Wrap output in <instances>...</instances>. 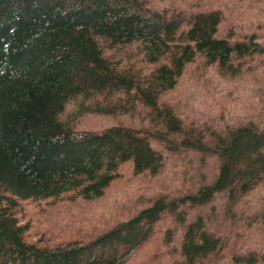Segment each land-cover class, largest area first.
Listing matches in <instances>:
<instances>
[{"label": "trees", "instance_id": "16d2710c", "mask_svg": "<svg viewBox=\"0 0 264 264\" xmlns=\"http://www.w3.org/2000/svg\"><path fill=\"white\" fill-rule=\"evenodd\" d=\"M197 60L260 82L264 0H0V264H125L156 234L160 264H264V85L242 118L187 112L167 95ZM124 167L169 176L119 213L96 200ZM61 200L93 215L29 238L20 204Z\"/></svg>", "mask_w": 264, "mask_h": 264}, {"label": "rangeland", "instance_id": "374dc122", "mask_svg": "<svg viewBox=\"0 0 264 264\" xmlns=\"http://www.w3.org/2000/svg\"><path fill=\"white\" fill-rule=\"evenodd\" d=\"M228 23H233V20H231L230 17L228 18ZM241 25V23H237L236 29L243 31L244 28H242ZM183 77V79H180L177 87L168 93L167 99H176L182 105L183 110H186L187 112H192V109L194 108L207 113L213 112L218 115H220L221 112L226 113L229 111L231 116L237 114L238 118H242V114L249 110L245 105V101L243 102L241 100L243 99L242 97H245V93H248L250 89L255 88V85H264L262 78L264 75L256 76L260 77V82H253L255 76L251 73L244 74V77L242 78L240 76L230 80L229 78H226L227 76H220L215 70V67L205 69L202 66L200 60H197V63L190 66ZM203 81L210 83L209 90L206 91V89L202 88ZM199 83H201V87L198 85ZM216 87H218V89H216ZM222 87H225V89ZM196 90H199L200 92H195ZM213 93L216 95L215 99L212 98ZM193 96H196L197 98L194 100ZM261 117L264 119V116ZM189 118H191V115ZM118 119L120 118L86 115L81 118L77 128H104L106 126L118 123ZM126 121L127 119L124 118L122 122L126 123ZM164 174L166 177H168L169 171L165 172ZM164 174L155 179L143 176L138 177L132 175L131 167H124L120 177L113 181L107 188L104 198L96 200V202L104 205L108 200L109 204L114 203L112 201L114 200L116 202L114 205L116 210H118V212L120 210L119 213H121V211L126 212L133 208V206H136L135 203L132 204L131 200L128 199L137 201L138 197H140L139 195L144 194L143 190H147V192H149L151 189L155 190L161 188V184H163V181L165 180ZM121 197L123 198L122 200L120 199ZM118 199H120L119 202L117 201ZM126 203L130 205L132 204V206L129 207L126 205ZM94 205V202H86L82 200H76L74 202L64 200L58 202L23 201L20 204V209L21 215L23 217L22 219L25 221L28 220L31 227L29 238H36L38 233H43L46 235V238L49 241H56L59 240L65 233H67V231L66 224L63 225L62 222L56 223V229L49 227V225L52 224L51 219L54 214H72L73 216H78L80 215L81 211H84L93 215V213L90 211L92 208H94ZM113 211L114 209L112 208V210L109 212V215H113ZM115 213L116 211L114 214ZM107 217L108 215L103 217V222L107 219ZM95 222L96 220L92 222L89 221L87 224H90L91 227H95V229H97L96 225H92V223L94 224ZM160 240V236L156 234L144 249L137 252L136 256L132 257V259L128 260L125 264H160L159 260L157 259V256L160 255L161 251H163ZM166 259L172 261L171 257Z\"/></svg>", "mask_w": 264, "mask_h": 264}]
</instances>
